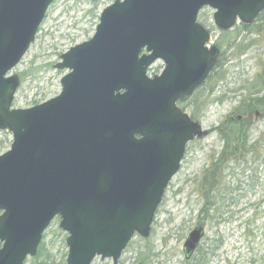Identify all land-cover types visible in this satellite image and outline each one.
Instances as JSON below:
<instances>
[{
    "label": "water",
    "instance_id": "95a60500",
    "mask_svg": "<svg viewBox=\"0 0 264 264\" xmlns=\"http://www.w3.org/2000/svg\"><path fill=\"white\" fill-rule=\"evenodd\" d=\"M108 1L92 38L60 56L55 68L68 71L60 94L15 109L10 73L54 0H0V131L12 135L0 156V264L34 258L56 217L67 234L65 264H118L135 236L147 239L186 145L201 134L177 102L220 54L206 47L199 12L212 9L215 26L230 31L264 11V0ZM158 60L164 69L148 77ZM203 233L188 234L187 259Z\"/></svg>",
    "mask_w": 264,
    "mask_h": 264
},
{
    "label": "rangeland",
    "instance_id": "374dc122",
    "mask_svg": "<svg viewBox=\"0 0 264 264\" xmlns=\"http://www.w3.org/2000/svg\"><path fill=\"white\" fill-rule=\"evenodd\" d=\"M109 5L108 0H54L34 43L10 73L19 83L13 108L29 109L60 94V80L68 74L55 68L60 56L92 38L100 14ZM213 14L208 7L202 9L198 23L209 32L206 47H219L220 56L206 82L178 103L188 115L196 112L201 134L186 146L149 237L135 236L118 264H264V167L252 163L251 157L237 162L227 156L221 162L220 132L225 117L253 94L250 87L264 82V11L246 28L237 24L226 32L215 26ZM163 69L164 64L157 61L148 76L159 75ZM249 135V145L264 158V120ZM11 144V133L0 131V156ZM213 177L216 180L204 198L202 183ZM198 224L205 228V240L186 261L182 246ZM66 238L55 218L43 234L39 261L34 260L36 256L25 264H65ZM92 264H111V260L98 257Z\"/></svg>",
    "mask_w": 264,
    "mask_h": 264
},
{
    "label": "flooded vegetation",
    "instance_id": "af4514ba",
    "mask_svg": "<svg viewBox=\"0 0 264 264\" xmlns=\"http://www.w3.org/2000/svg\"><path fill=\"white\" fill-rule=\"evenodd\" d=\"M217 48L220 50L219 47ZM259 86H261V88ZM259 86H257L259 89L256 88L255 92H251L253 94L249 95L246 100L241 102V104L238 103V107L234 108L225 117V120L222 124V129L220 130L222 133L221 141L223 143V148L221 150V162H226L227 156H229V159L234 161L236 160L237 162L244 160L245 157H251L250 159L252 163L255 164V162H257L255 165H258V167H264V158H262L260 151L255 149L254 145H249L250 130H252L257 126V124L264 120V82H262ZM214 131L216 130L211 128V132ZM214 182V180L211 181L210 190ZM208 191L209 190L206 187H203L204 198L207 197L208 194L206 193ZM202 213L205 212L203 211ZM196 227L202 228L204 233L198 247L196 248L193 255L189 257V259L185 257V254L182 251L186 261H190L194 255L200 251L202 243L205 240L204 226L198 224Z\"/></svg>",
    "mask_w": 264,
    "mask_h": 264
},
{
    "label": "trees",
    "instance_id": "16d2710c",
    "mask_svg": "<svg viewBox=\"0 0 264 264\" xmlns=\"http://www.w3.org/2000/svg\"><path fill=\"white\" fill-rule=\"evenodd\" d=\"M260 17V16H259ZM247 26H243V28H246ZM264 73V72H263ZM257 86H259V84H257V83H255V84H253V86H251L250 87V91L251 92H255V90H256V88H258ZM197 109V107L195 108V110ZM196 112H194L193 114H192V116H191V118L194 120L195 119V117H196V114H195ZM212 176H214V172H212ZM216 180V177H213V180ZM214 180V181H215ZM210 184H211V182H208V181H203V183H202V186L203 187H206L208 190H209V188H210ZM207 198V197H206ZM41 254H42V250L40 249L39 251H38V254H37V257H36V259H34L35 261H39V258H40V256H41ZM38 264V263H37ZM40 264V263H39Z\"/></svg>",
    "mask_w": 264,
    "mask_h": 264
}]
</instances>
